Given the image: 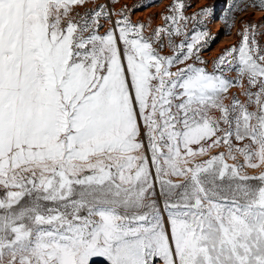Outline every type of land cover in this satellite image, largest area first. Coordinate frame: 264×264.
<instances>
[{"label":"snow or ice","instance_id":"snow-or-ice-1","mask_svg":"<svg viewBox=\"0 0 264 264\" xmlns=\"http://www.w3.org/2000/svg\"><path fill=\"white\" fill-rule=\"evenodd\" d=\"M88 3L0 0V264H264V24Z\"/></svg>","mask_w":264,"mask_h":264},{"label":"rangeland","instance_id":"rangeland-1","mask_svg":"<svg viewBox=\"0 0 264 264\" xmlns=\"http://www.w3.org/2000/svg\"><path fill=\"white\" fill-rule=\"evenodd\" d=\"M232 0H184L186 8L184 14L186 16H192L194 13H198L203 8L213 9L212 17L207 18L210 22L207 23V30L210 37L208 45L202 51L201 56L204 60L209 61L208 68L211 70V62L226 48L237 45L240 37L238 36V30L241 28L240 21L244 20L250 23L264 24V10H260L254 7H248L246 11L236 14V23L229 31L221 17L227 12V6ZM254 0H244V3L251 5ZM109 3L111 0H89L88 7L92 8L94 5ZM173 3V0H118L114 5H111L113 11H119L125 5L132 8L135 5H146V7H136L132 12L131 19L135 21H143L144 23H151L153 28L164 24L163 16L168 14L167 9L169 5ZM187 5H191L188 7ZM243 7V4L241 5ZM192 25L189 24V30L191 31ZM259 42L264 45V36L258 37ZM179 42V38L177 39ZM166 53H170L171 49L165 48ZM235 75V73H230ZM233 93H238V89L231 90ZM243 99V97H241ZM92 264H107L104 258H93Z\"/></svg>","mask_w":264,"mask_h":264}]
</instances>
